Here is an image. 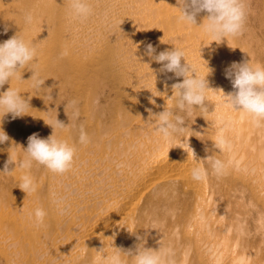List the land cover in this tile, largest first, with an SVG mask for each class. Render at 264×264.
Returning <instances> with one entry per match:
<instances>
[{"label": "bare ground", "instance_id": "1", "mask_svg": "<svg viewBox=\"0 0 264 264\" xmlns=\"http://www.w3.org/2000/svg\"><path fill=\"white\" fill-rule=\"evenodd\" d=\"M90 3L93 14L80 22L69 15V0H0V42L17 33L38 49L35 63L22 70L24 80L13 77L0 88L19 89L30 104L27 114L3 118L10 140L0 144V172L9 156H23L33 133L47 138L54 131L77 147L63 175L33 163L35 192L19 187L29 170L13 163L10 173H0V264H109L115 248L135 254L141 242L169 253L167 264H264V126L230 109L219 90H208V112L196 109L187 118L185 141L165 140L149 116L173 104L172 85L183 77L162 72V63L146 54L148 44L153 55L179 47L198 75L212 69L209 87L233 92L225 75L233 62L264 64V0H248L242 36L207 46L208 13L189 24L179 19L177 0ZM32 70L45 79L40 90L32 87ZM70 100L78 101L76 120ZM56 113L68 127L45 123ZM81 125L87 144L79 143ZM221 136L228 142L223 150L215 147ZM187 137L199 161L183 149ZM217 158L226 165L222 175L209 163ZM197 165L207 169L206 180L192 179ZM60 198L70 205L64 215ZM37 207L47 213L40 225Z\"/></svg>", "mask_w": 264, "mask_h": 264}, {"label": "clouds", "instance_id": "2", "mask_svg": "<svg viewBox=\"0 0 264 264\" xmlns=\"http://www.w3.org/2000/svg\"><path fill=\"white\" fill-rule=\"evenodd\" d=\"M177 4L178 7L176 8L180 12L179 19L192 25H198L196 21L198 13L201 11L208 13L203 20L202 28L212 38L207 44H204L205 46L213 41L219 44L224 38H237L244 34L249 14L248 0H177ZM68 11L73 20L84 22L93 14V7L90 0H69ZM25 21L31 24L33 15L27 13ZM33 41L26 40L23 35H17L16 33L9 39L0 42V88L9 83L13 77L24 80L22 79V70L29 69V65L35 63L38 58V49ZM155 51L151 44L147 45L146 54L156 62L162 63V72H172L177 77H183L182 82L172 85L174 95L171 97L173 98V104L165 107L162 112L150 114L149 116L148 123L165 140L170 142L173 137H179L181 142L185 141L183 133L186 128H189L185 126V121H188L187 118L192 117V113L196 109H199L202 113L208 112L205 103L210 102L207 96L208 90H219L222 94L223 103L230 109L246 113L251 117L255 127L264 126V64L250 63L249 60L242 63L233 62L226 69L225 75L231 80L235 91L225 93L223 89L209 87L206 76L211 73L212 69L208 68L209 71L203 76L198 75L195 67L186 61L185 52L181 48L174 47L171 50L161 51L158 55H153ZM62 55H67V52L65 51ZM182 60L184 63H182ZM31 78L33 89H42L41 86L45 79L40 78L34 71ZM50 92L51 89H47L45 93ZM20 93L22 92L19 89L12 87L0 92V144L10 140L2 127L3 118L6 114L11 113L12 118L15 119L27 114L26 109L30 108L28 100L22 97ZM45 96L48 101L52 100L50 94ZM151 102L155 104V100ZM93 103L99 105L100 98L97 97ZM67 106L72 109L73 120L78 119L80 115L78 101L70 100L67 102ZM45 123L53 129H65L69 125V123L66 125L58 120L57 113L52 122L45 121ZM79 131V143H89V137L82 125ZM188 137L186 148L183 149L187 154L188 152L191 153L194 161H199L200 159L197 158L194 149L189 145ZM227 146L228 142L222 136L215 141V147L219 150H223ZM21 149L23 156L20 154L15 157L9 156L4 170L0 173H10L13 169L9 171L8 165L13 163H15V168L29 170L21 177L22 182L19 186L26 193L36 191L34 180L30 175L33 163L43 165L54 174L63 175L73 168L77 154L76 144L61 138L54 131L47 138H40L38 133L31 134L28 137L27 148L21 147ZM209 163L215 174H224L226 165L222 160L212 159ZM207 175V169L200 165L194 166L191 170L192 179L195 181H204ZM57 204L60 205L61 215L70 211V205L65 204L64 198H60ZM46 215L47 213L42 207H37L34 211L36 224H42ZM168 255L169 253L158 249L145 248L143 242H141L136 246L135 254L131 250L122 251L115 248L109 258V264H127L124 257H132L133 264H167Z\"/></svg>", "mask_w": 264, "mask_h": 264}]
</instances>
